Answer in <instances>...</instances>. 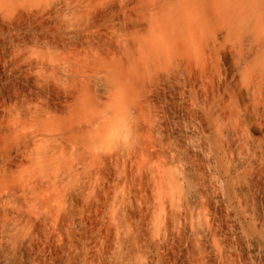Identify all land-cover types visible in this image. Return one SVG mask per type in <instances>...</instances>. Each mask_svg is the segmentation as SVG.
<instances>
[{
	"label": "bare ground",
	"instance_id": "1",
	"mask_svg": "<svg viewBox=\"0 0 264 264\" xmlns=\"http://www.w3.org/2000/svg\"><path fill=\"white\" fill-rule=\"evenodd\" d=\"M49 217L69 264H264V0H0V264Z\"/></svg>",
	"mask_w": 264,
	"mask_h": 264
},
{
	"label": "rangeland",
	"instance_id": "2",
	"mask_svg": "<svg viewBox=\"0 0 264 264\" xmlns=\"http://www.w3.org/2000/svg\"><path fill=\"white\" fill-rule=\"evenodd\" d=\"M96 89H98V87L96 88ZM72 205V204H71ZM70 204H69V206H71ZM71 207H73V206H71ZM70 207V210H69V207H67L68 209V211H69V213H68V216H70L71 214H70V211L71 210H74V209H72ZM67 211V212H68ZM73 213V212H72ZM45 215V214H44ZM46 216V215H45ZM96 214L94 213V212H92L91 214H90V220L93 222H91V233H89V232H86V231H89V230H87V229H85L86 231H84L85 233H88L89 235H90V237H91V239L93 240V241H95L96 242V244H98V243H100V239L102 238V236L104 235V233L108 230V229H106V228H109V226L111 225V223L110 222H108V220H107V216L106 215H103V216H101L100 214L98 215L97 214V219H96ZM48 217V216H47ZM101 217V218H100ZM106 218V219H104V218ZM51 221H49V220ZM96 219V220H95ZM100 219V220H99ZM102 219V220H101ZM94 220V221H93ZM42 221V220H41ZM47 221H49V223H53V224H51L50 226V228H51V231L52 232H54V233H56L55 235H54V233L52 234V236L50 235L49 237H47L49 234H47V230H45V229H47L46 228V226L45 225H43L44 223H42L41 225H40V228H39V225L37 226V229H32L31 231H38V228L39 229H41L40 231H44V234L42 235V236H40V237H42V238H39V235H41V233H40V231H39V235L37 234L36 235V237L35 238H37V236H38V241L39 242H37V239H36V241L34 240L33 242H37L36 244H34L36 247H34V252L35 253H37V255L42 259V257L43 256H45L47 259H48V257H50V256H48V254H50L51 256H52V259H53V261L51 260L50 261V259H48L47 260V262H46V260H45V257H44V261L46 262V263H49V262H55L56 260H59L60 259V261L61 262H63L64 264H66V258H68V256H69V258L70 257H72L73 256V254H74V256H75V252L73 253V252H71V250H74V248H72L71 250H70V252L72 253L71 255L69 254L68 255V253H69V250H68V253L65 255V257H64V259H63V256H61L62 254H61V252L59 251V249H60V247L61 246H63L64 244H66L67 242H70V241H72V229H71V226H69V228L67 229V231L68 232H66V233H64L63 231H61V229H60V221L58 220L57 222H58V225H57V222L56 223H54L51 219H50V217L49 218H47ZM96 221L98 222L97 224H96V228H95V223H96ZM104 221H105V223H104ZM43 222V221H42ZM99 222H102V223H99ZM109 224H108V223ZM108 225H107V224ZM100 224H102L101 225V227H99L100 226ZM45 228H44V227ZM58 226V227H57ZM93 226V227H92ZM97 226H98V228H97ZM113 227H116V224H113L112 225ZM43 227V228H42ZM34 228H36V227H34ZM98 229V230H97ZM121 229V228H120ZM120 229H118L120 232H121V230ZM30 230V229H29ZM97 230V231H96ZM30 231V232H31ZM29 232V231H28ZM93 232H95V233H93ZM47 235H46V234ZM61 233V234H60ZM64 233V234H63ZM93 233V234H92ZM70 234V235H69ZM62 236V237H61ZM99 239V240H98ZM41 241V242H40ZM44 241V242H43ZM46 241V242H45ZM53 241V242H52ZM66 242V243H65ZM60 243V244H59ZM72 246V245H71ZM47 249V250H46ZM49 250V251H48ZM97 251L99 252L100 250L99 249H97ZM96 251V253H98ZM53 252V253H52ZM55 252H60V253H55ZM52 253V254H51ZM55 253V254H54ZM40 254V255H39ZM59 254V255H58ZM43 255V256H42ZM54 255V256H53ZM55 255L58 257V259H57V257H55ZM61 256V257H60ZM61 258H62V260H61ZM68 258V259H69ZM75 258V257H74ZM74 258L72 259V258H70V259H72L73 261H74ZM69 259V260H70ZM71 260V261H72ZM86 260H88V261H90L89 259H86ZM60 261H58V263L60 262ZM66 261V262H65ZM58 263H53V264H58ZM70 263V261H68L67 262V264H69ZM60 264H62V263H60Z\"/></svg>",
	"mask_w": 264,
	"mask_h": 264
}]
</instances>
